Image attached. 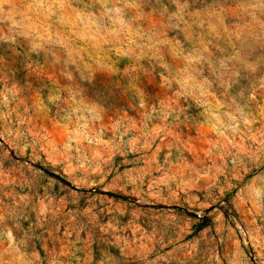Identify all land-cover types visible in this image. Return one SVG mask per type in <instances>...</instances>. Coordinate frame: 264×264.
Masks as SVG:
<instances>
[{"label":"rangeland","instance_id":"1","mask_svg":"<svg viewBox=\"0 0 264 264\" xmlns=\"http://www.w3.org/2000/svg\"><path fill=\"white\" fill-rule=\"evenodd\" d=\"M0 264H264V0H0Z\"/></svg>","mask_w":264,"mask_h":264}]
</instances>
